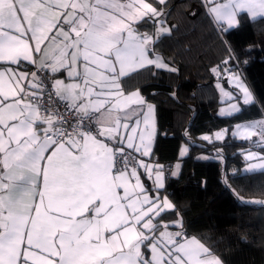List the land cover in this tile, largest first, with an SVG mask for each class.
<instances>
[{"label":"snow or ice","instance_id":"snow-or-ice-1","mask_svg":"<svg viewBox=\"0 0 264 264\" xmlns=\"http://www.w3.org/2000/svg\"><path fill=\"white\" fill-rule=\"evenodd\" d=\"M201 4L222 37L245 17L264 20V0ZM156 5L0 0V264H223L182 220H166L174 205L160 195L163 169L144 160L153 106L126 84L153 68L176 71L156 53L176 31L167 0ZM223 64L212 71H228L240 93L221 88L225 99L254 103ZM255 129L264 142V122L237 126L234 135L248 139ZM246 159L257 161L247 173L264 174V156Z\"/></svg>","mask_w":264,"mask_h":264},{"label":"trees","instance_id":"trees-1","mask_svg":"<svg viewBox=\"0 0 264 264\" xmlns=\"http://www.w3.org/2000/svg\"><path fill=\"white\" fill-rule=\"evenodd\" d=\"M163 11L176 31L156 53L176 71H143L126 88H139L156 105L153 157L167 171L166 191L160 195L174 205L165 218L182 220L188 235L203 241L225 264H264V174L245 171V154H264V145L249 147V140L231 136L234 125L264 118V20L245 17L222 37L201 0H167ZM224 61L227 68L240 70L254 95V103L229 116L216 113L221 103L212 71L225 68ZM221 128L229 130L222 141L203 139ZM183 143L188 152L181 158ZM177 160L182 164L175 178L170 169Z\"/></svg>","mask_w":264,"mask_h":264},{"label":"rangeland","instance_id":"rangeland-1","mask_svg":"<svg viewBox=\"0 0 264 264\" xmlns=\"http://www.w3.org/2000/svg\"><path fill=\"white\" fill-rule=\"evenodd\" d=\"M157 54H158V53H157ZM159 55H160V54H159ZM169 66H170V65H169ZM170 67H171V66H170ZM221 69H223V68H221ZM220 72H222V71H220ZM232 73L235 74L236 76H238V77L244 82V84L248 86L250 92H251L252 95H253V92H252L251 88L249 87V85L247 84V82L244 80V78H243L242 73L240 72V70H239V69H234V71H233ZM214 74H218V73H214ZM215 84H216V87H217V89H218V93H219V94H218V95H219V96H218V100H219V102L221 103V104L218 106L217 111H216V113H217L218 115H220V116H229V115L224 114V113L222 112V110L229 109L233 103L237 104V106L240 108V110L245 106V105L243 104V102H242V97H241V99H239V100H228V99H225V97L223 96V94H222V92H221V88H223L224 91L229 92V93H232V94H234V95H237V96L240 95L238 89H236V88L233 86L232 82L228 79V74H227V76H226L225 78H223V79H216ZM253 99H254V95H253ZM233 114H235V113H233ZM261 122H264V118H257V119H253V120H249V121L241 122V123H239V124L234 125V126L232 127V131L235 133L237 126H240V125L253 124V123H255V124H259V123H261ZM223 130H227V134L224 136V138H225V137L229 134V130H228V128H223ZM255 131H256L257 134L251 136L250 138H248V139H250L249 142L254 143V145H255V144H260V143H261V142H260L261 140H260L259 129H255ZM215 133H217V131H215V132H213V133H211V134H204V136L207 135V136L213 137V139H212L211 141H214V140H215V138H214V137H215ZM236 136H237V138H239V139H244V138H242L240 135H236ZM224 138H223V139H224ZM208 141H209V140H208ZM263 143H264V142H263ZM186 147H187V149H188L187 144H186V143H183V144H182V147H181V150L184 152L185 149H186ZM183 149H184V150H183ZM254 151H256V150H254ZM247 165H248V164H247ZM247 165L245 166V169L248 167ZM167 199L169 200V198H167ZM169 201H170V200H169ZM170 202H171V201H170ZM255 202L259 203L260 201H255ZM171 203H172V202H171ZM172 204H173V203H172Z\"/></svg>","mask_w":264,"mask_h":264},{"label":"crops","instance_id":"crops-1","mask_svg":"<svg viewBox=\"0 0 264 264\" xmlns=\"http://www.w3.org/2000/svg\"><path fill=\"white\" fill-rule=\"evenodd\" d=\"M149 2H151V3H153V5L154 6H157L156 5V0H149ZM158 56H161V55H159V54H157ZM162 57V56H161ZM164 69H167V68H164ZM128 89V88H127ZM139 90L140 91V94H141V96L147 101V104H149V105H151V106H153V112H152V114H151V118H150V127H154V134H153V138H152V142H151V153H150V156L149 157H145L144 158V160H145V162L146 163H148L150 166H152V167H155V166H160V167H162V169H163V172H164V177H165V180H166V177H167V171H166V168H165V166H164V164H162V163H159V162H157L156 161V159L153 157V150H154V145H155V140H156V136H157V109H156V105L153 103V102H151V101H149V100H147L146 99V97H145V95L142 93V91L139 89V88H137V87H135V88H129L128 90H130V91H135V90ZM145 113L147 112V109L145 108ZM223 130V128H221V129H219V130H217V132H220V131H222ZM141 131H143V125H141ZM231 136H233V137H235L236 139H238V140H250V139H239V138H237V136L236 135H234V132L233 131H231ZM223 139H221V140H218V141H222ZM261 142V141H260ZM261 145H264V143L263 142H261ZM182 147V146H181ZM184 150V149H183ZM187 152H188V149H187V147H186V151H182L181 149H180V157L182 158V157H184L186 154H187ZM248 153H255V154H257L258 156H264V154L259 150V151H250V152H247L246 154H245V157L247 156V154ZM255 162H257V161H252V162H250V161H248V165H249V163H255ZM181 164H182V162H181V160H177V161H175L174 162V164H173V166L171 167V169H170V175L172 176V177H178L179 175H180V171H181ZM247 165V166H248ZM141 171H143L142 169H141ZM259 171V170H258ZM174 173V174H173ZM165 180H164V183H165ZM142 181L145 183V186L146 187H152L153 189H154V184H153V181L152 180H148L147 179V177H143L142 176ZM180 220V219H179ZM170 230H178V228L177 229H170ZM194 237H196V236H194ZM197 238V237H196ZM197 239H199V238H197ZM200 240V239H199ZM201 241V240H200ZM202 243H204L203 241H201ZM205 244V243H204ZM206 245V244H205ZM207 246V245H206ZM208 247V246H207ZM212 251V250H211ZM213 252V251H212ZM214 253V252H213ZM218 258H220L221 260H222V258L218 255V254H216V253H214ZM222 262H223V260H222ZM223 264H225L224 262H223Z\"/></svg>","mask_w":264,"mask_h":264},{"label":"built area","instance_id":"built-area-1","mask_svg":"<svg viewBox=\"0 0 264 264\" xmlns=\"http://www.w3.org/2000/svg\"><path fill=\"white\" fill-rule=\"evenodd\" d=\"M227 69H228L231 73L234 71V69L231 68V67H228ZM227 74H228V71H222V72H219L218 74H216V77H217L218 79H223V78H225V77L227 76ZM251 146H255V145H254V143L249 142V147H251Z\"/></svg>","mask_w":264,"mask_h":264}]
</instances>
